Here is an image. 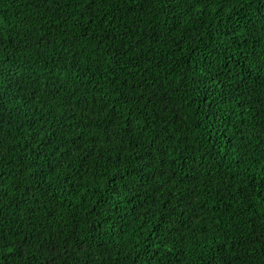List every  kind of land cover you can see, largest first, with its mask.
I'll return each mask as SVG.
<instances>
[{"label":"trees","instance_id":"16d2710c","mask_svg":"<svg viewBox=\"0 0 264 264\" xmlns=\"http://www.w3.org/2000/svg\"><path fill=\"white\" fill-rule=\"evenodd\" d=\"M0 264H264V0H0Z\"/></svg>","mask_w":264,"mask_h":264}]
</instances>
